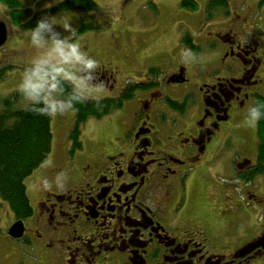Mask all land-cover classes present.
<instances>
[{
  "label": "flooded vegetation",
  "instance_id": "flooded-vegetation-1",
  "mask_svg": "<svg viewBox=\"0 0 264 264\" xmlns=\"http://www.w3.org/2000/svg\"><path fill=\"white\" fill-rule=\"evenodd\" d=\"M220 17L224 29L207 31L201 42L189 34L193 48L169 52L167 71L137 83L118 81L117 68L98 61L90 82L116 91L102 98L121 103L111 117L122 130L107 140L86 131L89 120L103 118L85 123L80 147L69 144L61 162L41 171L32 214L16 239L50 264H264V209L252 223L254 235L227 251L238 240L227 218H202L187 203L194 179L196 191L219 200L224 160L213 161L221 149L217 130L262 95L264 29L256 36L237 10ZM219 47L226 76L214 73ZM237 165L239 178L250 183L256 162ZM247 187L245 196L252 192Z\"/></svg>",
  "mask_w": 264,
  "mask_h": 264
},
{
  "label": "rangeland",
  "instance_id": "rangeland-1",
  "mask_svg": "<svg viewBox=\"0 0 264 264\" xmlns=\"http://www.w3.org/2000/svg\"><path fill=\"white\" fill-rule=\"evenodd\" d=\"M45 1L47 3H40L41 7L50 6L60 0ZM94 1L99 6L96 18L98 20H101L103 16L107 18V23L104 26L73 34L70 30L64 29L63 24L67 22L74 29L76 19L74 16L70 17L63 14L54 18L56 21L55 31L59 32L61 38L70 36L71 40L78 44L79 50L85 52L88 56L97 61L108 62L116 67L118 70L117 80L123 81L129 78L131 84L144 80L148 75H151L149 73L150 67L167 71L168 53L177 50L181 53L185 52L186 46L183 45L181 40L185 34H190L194 42H201L203 37L207 38V31L222 30L225 27L223 26V18L220 17L222 14L220 11H213L211 18H205L208 0H195L197 3L195 9L183 7L181 0ZM227 2L230 13L237 10L239 15L250 19L254 34L259 36L264 29V0H227ZM32 8L33 11L37 8L35 3ZM0 15L3 16L0 21L6 23L8 30L7 40L0 47V65H12L0 81V108L2 107V100L8 94L18 91V85L21 83L25 69L31 70L32 61L37 57L40 58L37 70L45 74L47 79L51 80L47 75V71L52 70L67 81L75 78L77 83L80 82V78L84 76L83 66L75 60L72 49L65 45L53 46L49 43L47 48L37 50L31 45L29 37L25 35L28 29L21 30L18 27H12L13 24L8 20L7 8L2 3H0ZM232 17L236 18L234 13ZM45 35L51 36L53 40L55 39L53 33L46 32ZM248 35L252 36V33L249 32ZM201 48L204 49L203 46ZM222 53L223 50L219 47L214 54V59L219 60L218 71L214 73L226 76L231 73L228 69L222 67ZM261 56L264 60V53ZM57 68L61 69L59 74L55 71ZM258 70L257 73L263 78L264 61H262ZM85 83L88 86L87 99H95L96 96L101 98L116 96V93H114L116 91L103 90V92H96L92 88V82ZM259 93L264 95V81ZM25 103H27L26 100ZM251 107L252 105H248L242 109L240 114L230 117L226 122H222L220 131L217 130L219 135L218 144L221 145V149L213 161L224 160L222 162L223 170L221 173H217L218 184L216 185H219L220 188L216 189V192L219 200L215 202L208 191L204 193L196 191L197 180L195 179L192 181L191 192L187 196L188 207L194 208V210L197 209L200 217L215 219L217 216H225L227 218L229 225L226 229L228 233L232 237L238 238V240L226 245L227 251L238 246L243 238L248 239L254 235L252 223L258 224L260 218L258 210L264 209V172L255 174L250 179V183L239 178L237 173L239 162L243 163L246 160L256 162L257 158L258 136L256 127L253 128L247 123ZM111 112L110 116L108 114L102 117L103 119L97 121V123L89 120L94 118H88L89 121L86 120V122L88 121L86 131H92V135L98 133L101 136H107V140L118 136L122 130L121 123L116 117H111V114L115 116L117 112ZM50 116L51 151L47 160L35 168L24 180L33 208L37 193L35 187L39 178L43 176L41 171L52 160L53 163L61 162L69 144L71 149H75L72 148L68 139V131L74 117L73 110L63 111L59 109L56 114ZM83 126L81 127L82 131L84 130ZM82 131H80L81 139ZM43 179L49 180L48 175ZM215 181L211 177L209 181L211 188H213ZM247 186L252 187V192L245 196L246 191L243 190L248 188ZM236 220L238 224L232 226L231 224ZM14 221L7 203L0 199V264H50L49 261L32 252L22 241L12 238L8 234L7 231ZM205 237L212 240L214 233L209 232V235L206 234Z\"/></svg>",
  "mask_w": 264,
  "mask_h": 264
},
{
  "label": "trees",
  "instance_id": "trees-1",
  "mask_svg": "<svg viewBox=\"0 0 264 264\" xmlns=\"http://www.w3.org/2000/svg\"><path fill=\"white\" fill-rule=\"evenodd\" d=\"M0 0L5 5L8 20L21 30L31 29L43 14L54 18L67 14L76 19L75 31L78 34L86 30L101 28L107 23V18L98 20L99 6L94 0H60L50 6L41 7L45 0ZM37 8L33 11V4ZM181 5L195 9V0H181ZM213 11L229 12L227 0H208L205 18H211ZM184 45L191 46L190 35L181 38ZM12 65H0V81L5 77L6 71ZM159 72L157 67H150L149 73ZM52 82H60L67 92L74 93L69 81L57 75L52 70L47 71ZM127 98V96H126ZM264 102V95H257L252 107ZM121 106L119 100L114 98L85 99L75 103L73 122L68 131V139L72 148H79L81 141L79 135L81 127L88 118L101 119ZM51 116L40 114L33 110L22 93L13 91L2 100L0 108V199L4 200L15 219H23L32 214L33 207L29 200L25 178L40 164L45 162L51 151L52 132ZM258 136L256 166L253 175L264 172V117L256 124Z\"/></svg>",
  "mask_w": 264,
  "mask_h": 264
},
{
  "label": "clouds",
  "instance_id": "clouds-1",
  "mask_svg": "<svg viewBox=\"0 0 264 264\" xmlns=\"http://www.w3.org/2000/svg\"><path fill=\"white\" fill-rule=\"evenodd\" d=\"M3 16L0 15V19ZM55 19L53 16L43 14L37 20L34 27L29 29L25 35L29 37L31 45L37 50L45 49L51 43L53 46L65 45L72 49L75 60L83 66L84 76L77 83L75 78L69 79V83L77 91L74 93L67 92L64 85L60 82H52L47 79L46 75L37 70L40 58L37 57L32 61L31 70L25 69L21 83L18 85V90L22 93L24 99L32 106L33 110L40 114L54 115L59 109L68 111L73 108L75 103L83 102L87 99L86 92L88 86L85 82L94 79V72L98 66V61L85 52L79 50L76 42L71 40V37L61 38L59 32L55 31ZM13 28L17 27L15 24ZM63 28L70 30L74 34V29L71 25L65 22ZM53 33L55 39L51 36H46L45 33ZM58 74L60 68L55 70ZM92 88L96 92H103L102 85H94ZM101 97L96 96L99 100ZM264 117V102L258 103L256 106L249 109L247 123L251 127H256L257 122Z\"/></svg>",
  "mask_w": 264,
  "mask_h": 264
},
{
  "label": "water",
  "instance_id": "water-1",
  "mask_svg": "<svg viewBox=\"0 0 264 264\" xmlns=\"http://www.w3.org/2000/svg\"><path fill=\"white\" fill-rule=\"evenodd\" d=\"M8 30L6 23L0 21V47L6 42ZM8 234L13 238H20L24 232V224L22 220H16L8 229Z\"/></svg>",
  "mask_w": 264,
  "mask_h": 264
}]
</instances>
